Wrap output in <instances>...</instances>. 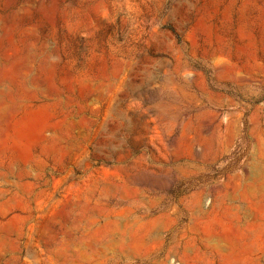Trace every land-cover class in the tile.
<instances>
[{"label":"rangeland","instance_id":"1","mask_svg":"<svg viewBox=\"0 0 264 264\" xmlns=\"http://www.w3.org/2000/svg\"><path fill=\"white\" fill-rule=\"evenodd\" d=\"M0 264H264V0H0Z\"/></svg>","mask_w":264,"mask_h":264}]
</instances>
